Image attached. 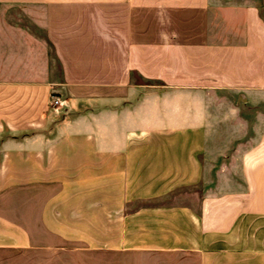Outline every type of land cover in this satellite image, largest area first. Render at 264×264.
<instances>
[{
	"label": "crops",
	"instance_id": "1",
	"mask_svg": "<svg viewBox=\"0 0 264 264\" xmlns=\"http://www.w3.org/2000/svg\"><path fill=\"white\" fill-rule=\"evenodd\" d=\"M238 7L216 41L211 0H0V264H264V132L237 187L122 216L200 182L215 92L264 90V0ZM67 200L144 227L66 229Z\"/></svg>",
	"mask_w": 264,
	"mask_h": 264
},
{
	"label": "rangeland",
	"instance_id": "2",
	"mask_svg": "<svg viewBox=\"0 0 264 264\" xmlns=\"http://www.w3.org/2000/svg\"><path fill=\"white\" fill-rule=\"evenodd\" d=\"M250 2L261 4L262 0H211L212 31L216 41H227L229 34L237 29L228 23L233 14L230 9H238L240 8L238 6H243ZM262 13L264 19V9ZM236 27L238 26L236 25ZM57 67L56 62V73L58 72ZM231 106H234L235 110L232 109L231 112L227 113L226 109ZM209 109L216 115V122L213 133L206 144L203 158L204 174L200 182L196 185L188 184L176 190L168 191L162 196L148 198L141 202H132L130 206L126 205L124 207L122 216H125L129 211L140 209L144 204L152 207L159 205H166V207L186 205L187 207L192 206L190 208L195 211L197 209L196 204H198L203 193L227 190L240 184V155L252 144V139L258 133L264 132V90L257 94L245 96L220 91L215 92L213 99L210 101ZM86 196L93 198L94 193H88ZM67 201L71 202V207L68 208L65 205L56 207V214H58L56 218L68 220L65 221L66 229L94 230L103 226V229H113L117 232L128 228L141 230L144 227L142 216H137L136 222L127 223L126 219L122 217L112 222L108 218V221L100 224L94 220V207H81L78 200ZM79 210H81V213H79ZM83 211H85L84 214L82 213ZM157 218L162 220V216ZM166 220L167 222L152 223L151 226L155 229H158V227L160 229H170L169 223L175 225L172 220L169 222V216H166ZM63 225L56 224L58 227ZM181 229L189 231V222L184 221ZM87 241L93 242L95 240Z\"/></svg>",
	"mask_w": 264,
	"mask_h": 264
},
{
	"label": "built area",
	"instance_id": "3",
	"mask_svg": "<svg viewBox=\"0 0 264 264\" xmlns=\"http://www.w3.org/2000/svg\"><path fill=\"white\" fill-rule=\"evenodd\" d=\"M50 104L53 106V107H58L59 105H62L63 104V100L57 96V95H51L50 97Z\"/></svg>",
	"mask_w": 264,
	"mask_h": 264
},
{
	"label": "trees",
	"instance_id": "4",
	"mask_svg": "<svg viewBox=\"0 0 264 264\" xmlns=\"http://www.w3.org/2000/svg\"><path fill=\"white\" fill-rule=\"evenodd\" d=\"M263 9H264V8L261 9V12H263ZM262 14H263V13H262ZM262 18H263V17H262ZM52 95H59V93L54 91V92H52Z\"/></svg>",
	"mask_w": 264,
	"mask_h": 264
}]
</instances>
